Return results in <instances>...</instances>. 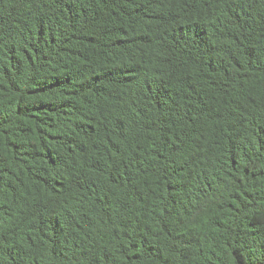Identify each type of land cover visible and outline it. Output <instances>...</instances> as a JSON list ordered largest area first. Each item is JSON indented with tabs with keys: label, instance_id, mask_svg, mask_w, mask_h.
<instances>
[{
	"label": "trees",
	"instance_id": "obj_1",
	"mask_svg": "<svg viewBox=\"0 0 264 264\" xmlns=\"http://www.w3.org/2000/svg\"><path fill=\"white\" fill-rule=\"evenodd\" d=\"M0 264H264V0H0Z\"/></svg>",
	"mask_w": 264,
	"mask_h": 264
}]
</instances>
